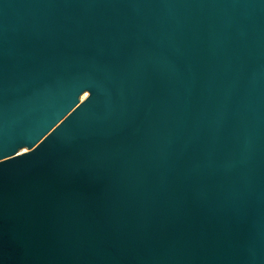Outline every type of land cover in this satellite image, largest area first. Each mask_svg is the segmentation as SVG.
<instances>
[{
    "label": "water",
    "instance_id": "obj_1",
    "mask_svg": "<svg viewBox=\"0 0 264 264\" xmlns=\"http://www.w3.org/2000/svg\"><path fill=\"white\" fill-rule=\"evenodd\" d=\"M0 264H264V0H0Z\"/></svg>",
    "mask_w": 264,
    "mask_h": 264
},
{
    "label": "bare ground",
    "instance_id": "obj_2",
    "mask_svg": "<svg viewBox=\"0 0 264 264\" xmlns=\"http://www.w3.org/2000/svg\"><path fill=\"white\" fill-rule=\"evenodd\" d=\"M87 95H88V93H85V94L83 95V99H84L85 97H87Z\"/></svg>",
    "mask_w": 264,
    "mask_h": 264
}]
</instances>
